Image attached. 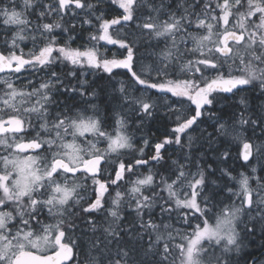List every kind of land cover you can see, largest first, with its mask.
Instances as JSON below:
<instances>
[{"label":"snow or ice","instance_id":"6c2138e0","mask_svg":"<svg viewBox=\"0 0 264 264\" xmlns=\"http://www.w3.org/2000/svg\"><path fill=\"white\" fill-rule=\"evenodd\" d=\"M0 264H264V0H0Z\"/></svg>","mask_w":264,"mask_h":264}]
</instances>
